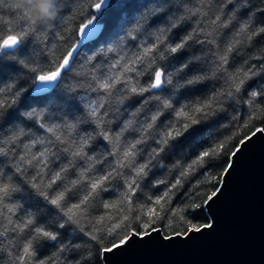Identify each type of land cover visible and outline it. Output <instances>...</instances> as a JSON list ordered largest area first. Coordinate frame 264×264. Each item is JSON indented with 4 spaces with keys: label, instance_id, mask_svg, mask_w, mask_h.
<instances>
[{
    "label": "trees",
    "instance_id": "1",
    "mask_svg": "<svg viewBox=\"0 0 264 264\" xmlns=\"http://www.w3.org/2000/svg\"><path fill=\"white\" fill-rule=\"evenodd\" d=\"M91 2L92 0H55V16L37 21L31 32L34 51L29 61V68L20 71L5 69L0 73V100L6 103V108L0 109V113L18 110L17 118L11 122L0 118V161H3L0 164V180L17 184L23 189L0 203V231L6 226L11 229L15 225L22 224L29 216L34 221L23 231L19 229L15 233L9 231L5 236L0 237V264H11L16 252L22 249L23 244L31 237V230L34 227H43L59 233L57 241H48L44 244L34 242L33 246L37 249L34 262L47 259L48 264H93L97 249L101 245L90 241L89 237L80 231L79 226L60 229L62 214H57L56 210L50 214L49 209L52 206L47 204L40 192L54 197L66 187L71 188V192L66 194L64 203L68 207L78 203L86 194L84 182L73 187L71 181L77 179L82 171L89 168V165L91 170L85 172L86 179L110 171L116 162V157L109 155L114 142L102 141V137L97 133L103 130L110 137H115L120 133L124 123L132 120L134 122L129 130L120 137V145L123 146L138 138V128L146 116L150 117L158 108L163 107L160 101L152 98L153 93H145L143 97L125 93L130 98L125 100L123 105H118L115 102V97L119 94L116 90H113L111 96L103 91L91 90L95 87L93 76L102 78L109 72L115 74L122 71L123 64L138 55L144 47L156 42L160 29H165L166 39L164 44L152 54L155 63L148 67L146 60L143 64L137 65V70L143 72V75L137 76L134 72L127 75L132 77L134 82L138 81L140 85L147 86L152 69L165 68L172 83L166 85L167 91L154 90V94L170 100L173 108L163 109L161 117L163 123L158 120L154 128L146 134V142L138 146L144 149V152L137 157V160L143 162L148 158L147 153L157 147L155 141L168 125L183 132V125L190 124L192 118L200 122L195 125L198 129L195 135L184 134L165 146V152L157 158L159 163L153 168L155 174H150L151 182L143 186L137 197L133 198L135 204L150 203L147 199L149 196L162 195L166 187H170L177 178H181L182 183L170 193L171 204L166 202V198L161 202L165 205L164 210L156 206L157 212L162 217L168 218L157 221L154 227L161 228L164 235H171L173 231L181 230L178 225L179 216L186 213L177 212V215L173 216L169 209H181L186 203L193 202V199L194 202L202 204L206 194L219 185L218 178L225 164L208 167L207 171L197 168L196 171H190L186 177H180L181 171L186 169L200 152L217 146L238 129L239 135L232 141V145L238 143L239 139L254 131L256 127L264 126V117H262L253 119L250 127L244 128V123L257 109H249L244 103L249 96L243 91L235 93L233 89L231 98L226 95L230 90V82H226L229 73H234L237 69L247 71L253 65L257 66L256 71L264 72V68L259 67L264 64V33L253 36L250 41L246 35H237L244 24L249 25V32H256L259 27L264 26V0H109V5L112 7L101 16L100 34L94 42L87 44V48L81 49V55L77 57L79 62L74 65L73 71L64 76L60 87L55 91L34 94L30 68L38 66L47 68L78 39L71 35L69 29L77 27L84 16L89 15ZM13 3L14 0L0 2V36L9 34L8 28L15 26L19 16L22 15V10L10 7ZM196 9L200 11L192 15L191 13ZM217 15L220 16V21L217 25H213L211 21ZM225 21L226 27L218 26ZM173 23H178V26L172 28ZM190 34L193 38L187 42L183 50L176 54L165 51L166 47L179 43ZM235 41L240 43L236 44L233 52L228 54V64L221 65L219 57L223 56L228 46ZM160 53H163V56ZM88 55L94 56L91 62L86 60ZM44 56L48 59L45 60ZM117 60H120V64L112 68ZM185 65L187 67H184ZM198 76L202 77L199 82L187 84L188 80ZM258 84L264 85V78L258 76L248 81L245 88L250 92ZM123 87V84L117 85V88ZM19 88H23L24 92L16 97L14 94ZM69 89H72L73 94L76 95L75 106L71 109L64 103V98L70 94ZM221 92L225 95L217 96V102L213 104L211 114L207 118L195 112L196 107L208 103L214 94ZM101 99L104 100V104L98 115L102 117L104 123L98 125L95 118L89 115V102ZM259 108L264 109V98L260 100ZM181 110L187 113V116H177V112ZM28 113L33 115L28 116ZM257 114L259 115L258 111ZM41 124L43 127H40ZM69 124L75 127L70 130ZM49 127L55 129V134L46 131ZM56 135H60L65 143L58 142ZM85 136L91 139L84 147L83 154L73 156L72 152ZM33 140L44 143H37L33 147ZM45 147L56 152L55 156L49 155L47 168L41 171L40 168L24 165L22 172L15 171L21 156L28 153L30 158L32 154L42 151ZM64 148H68L69 151H63ZM88 157L92 159L89 160ZM215 159L219 157L206 158L207 161ZM161 165H163L162 169ZM61 168H67L68 171L62 173V179L51 188L46 187L51 176ZM121 171L128 172V169ZM212 177H217V180H212ZM156 180H164L166 184L153 187ZM123 182V178L112 180L105 185L109 188V193L101 192L90 199L84 218L81 220V226L85 231L92 230L95 218L101 214L107 213L115 219L128 215L127 205L117 204L107 210L103 208L106 200L120 199ZM32 183H36L39 190L32 189L30 187ZM185 193L188 195H184ZM8 208H12L13 212L9 213ZM137 214L139 212L133 213V216ZM188 218L191 219L190 216ZM9 219L12 220V225L8 224ZM169 220L172 221L171 228L166 227ZM196 222H209L205 207L201 218ZM104 223H109L107 216ZM134 226L138 227V225ZM118 238L117 235L109 237V240ZM61 247L63 251H60Z\"/></svg>",
    "mask_w": 264,
    "mask_h": 264
},
{
    "label": "snow or ice",
    "instance_id": "2",
    "mask_svg": "<svg viewBox=\"0 0 264 264\" xmlns=\"http://www.w3.org/2000/svg\"><path fill=\"white\" fill-rule=\"evenodd\" d=\"M2 2V0H0ZM11 8L20 10V6L17 4H11ZM111 5H109V0H92L89 8V15L84 16V18L79 22L78 26L74 29H69L71 35L78 37V39L71 43L60 55L58 59L54 62H51L47 68L43 66L32 67L30 71L32 76L30 77L32 84L34 85L32 91L36 94L49 93L53 92L60 87V83L63 80L64 76L73 71V67L79 61L77 57L81 55V49L87 48L89 42H94L98 37V34L101 32V16L105 11H107ZM200 11L196 9L191 14L195 15L196 12ZM56 13V9H52L50 5V0H31V7L27 12H22V15L18 18V23L15 26H10L8 28V33L5 36H0V73L5 69H10L12 71H20L23 68H29V61L31 60L34 46L31 39V32L34 30V26L37 21L45 19L50 14ZM206 15L207 13H201ZM183 19V17H181ZM220 21V16L217 15L215 19L211 21L213 25H217V22ZM178 23H173L172 28H176ZM218 26H227V22H222ZM249 25L244 24L241 26L240 31L237 35H246L249 41L253 36L264 33V26L259 27L256 32H249ZM165 29H160L159 34L156 36V42L151 44V46L144 47L143 50L138 54L128 60L127 63L122 65V71L118 73L104 74L102 78L93 76V81L95 87L92 88V91H103L107 95L111 96L113 90H116L119 93L115 97V102L118 105H123L125 100H128L130 97L125 93H130L132 96H141L145 93H153L154 99L160 101L162 108H158L157 111L152 114L150 117L145 118V120L140 124L138 128L139 136L134 141L129 142L123 146L120 145V137L124 132L128 131L134 121L129 120L124 123L123 128L120 133H117L115 137H110L107 132L101 130L97 135L102 137V141L114 142V147L109 155L116 157L115 165L111 168L110 171L105 172L104 174L88 177L86 179L85 172L91 170V165L88 169L82 171L77 179L71 181V185L74 187L78 184L84 182V187L86 194L82 196L78 203H73L70 207L66 206L65 197L66 194L71 192V188H65L63 191L58 192L54 197H51L44 192H40V195L44 198L47 204L51 205L52 208L49 209L51 214L53 210H56L57 214L61 215L62 222L59 223L60 229H65L73 225L79 226L80 231L87 237L90 241H95L97 244L101 245L97 249L95 260L93 264H103L104 261H107L108 254L114 253L121 248L135 246L138 244H145L151 242L153 234L159 235L162 231L161 228L154 227L153 225L157 221L162 219H167V216H161L157 212L156 206H160L161 210H164L165 205L162 204V201H165L167 198V203L171 204V196L173 189H176L178 185L182 183L181 178H177L175 183H172L170 187H166L164 193L160 196H149L147 199L150 203L143 205L135 204L133 198L137 197L138 193L143 186H146L150 181V174L154 175L153 168L156 167V164L159 163L158 157L165 152V146L169 145L170 141H176L182 135H195L198 129L195 128L200 121L198 119L192 118L191 123L183 125V132L178 128H175L171 125H168L165 131H162L159 134V138L155 141L157 147H154L147 153V159H144L143 162H139L137 157L140 156L144 149L139 148L138 146L146 142V134L150 132L156 125L158 120L163 123L161 119L163 115V109L173 108V104L168 99H162L159 95L154 94V90L167 91L166 85L172 83L171 78L169 77L167 70L165 68H153L149 74V82L147 86L140 85L139 82H134L133 78L128 76L127 73L134 72L137 76L143 75V72L137 70V65L143 64L148 60V67H151L155 63V58L152 56L153 52L165 42ZM193 37L192 35L185 36L179 43L170 45L165 48V51L172 54H176L185 48V45ZM63 39V37H61ZM240 43V41H235L233 44H230L227 48V52L219 57L221 65L228 64V54L232 53L235 45ZM112 51V49H109ZM163 56V53H160ZM151 58V59H149ZM44 59L47 60V56H44ZM94 59L93 55H88L86 60L91 62ZM124 59V57H121ZM120 64V60H117L115 64L112 65V68H115ZM184 67H187L185 65ZM264 68V64L259 66ZM256 65L248 68L247 71H242L237 69L234 73H229L226 77V82H230L229 89L226 93L228 98L233 96V89L235 93H241L242 91L249 96V99L245 100L244 103L249 107V109L256 108L259 112L253 111L252 115L249 116L248 121L243 125L244 128L250 127L251 121L253 119H261L264 117V109L259 108V103L262 98H264V85H257L250 92L247 91L245 85L250 80H254L256 77L264 78V72H258L255 69ZM147 71V68L145 69ZM202 77H196L192 80H188L187 84H194L199 82ZM123 84V88H117V85ZM80 87V85H77ZM91 87V85H90ZM24 92L23 88L17 89L14 94L16 97H19ZM70 93L66 98H64V103L71 109L75 106L76 95L73 94V90L69 89ZM225 93H216L206 104L200 105L195 108L196 113H201L204 118H207L211 114L212 106L217 102V96H223ZM83 99V97L81 98ZM147 103V101H144ZM178 102V101H177ZM90 110L89 115L97 121V124L104 123L101 116L98 115L99 110L103 107L104 100L100 101H90ZM98 105V106H93ZM6 103L3 100H0V109H5ZM119 111V109H117ZM15 114V115H13ZM18 110L10 111L6 113H0V118L4 119L6 122H11L17 118ZM28 116H32L33 113H28ZM107 115V113H105ZM135 115V113H133ZM177 116H187L183 110L177 112ZM119 126V125H117ZM40 127H43L41 124ZM75 126L72 124L68 125V128L71 130ZM47 132L55 134V129L49 127L46 129ZM134 131H136L134 129ZM240 130L233 133L232 136L228 137L225 141L220 142L217 146H214L212 149L207 151H202L199 155L187 166L186 169L181 171L180 177H186L190 171H196L197 168H203L204 171H207L208 167L219 166L220 164H225L222 169V172L219 175L218 181L220 184H226V176H228L231 170L235 167L236 158L251 144L253 139L257 135L264 136V126L256 127L254 131H251L249 134L243 136L239 139L238 143L232 145V141L236 139L239 135ZM91 137H82L81 142L75 151L72 152L73 156H81L83 154L84 147L88 144ZM56 140L61 144L65 143L64 139L60 135H56ZM37 143L43 144L44 141H32V146L34 147ZM230 145H232L230 147ZM122 147V151H121ZM63 151H69L68 148H64ZM49 155L55 156L56 152L52 151L51 148L45 147L42 151L32 154L30 158L28 153H25L24 156L20 157V161L15 167V171L20 173L23 171L24 165L34 166L40 168L43 171L44 168L48 167V157ZM219 157V159L207 161L206 158L209 157ZM89 160L92 157H88ZM154 161L156 163H154ZM3 161H0L2 164ZM163 165H161V169ZM122 169H128V172L121 171ZM11 170V168H9ZM67 168H61L60 171L55 172L51 179L49 180L46 187L51 188L52 185L56 184L57 181L62 179V173L67 172ZM123 178V191L121 192L120 199L116 201H105L103 203L104 209L114 208L117 204L127 205L128 215H123L119 219H115L111 216H108L107 213L101 214L95 218V224L92 227L91 231H85L81 226V220L84 218V213L87 210V205L90 199L97 196L99 193H109V188L105 185L112 180H119ZM212 180H217V177H212ZM161 184H166L164 180H156L153 183V187H156ZM32 189L39 190L36 183L30 185ZM23 191L21 187L13 183H5L3 180H0V203L5 199L11 198L14 193ZM222 193L221 187L217 186L213 191L206 194V199H203L202 204L194 202L186 203L181 209H169L171 215H177V212L186 213V215H180L178 225L181 230L173 231L171 235H163L160 237L159 241L172 242L177 238H185L186 240L194 239L195 234H203L205 230L212 229L214 224L212 222L197 223L196 221L201 218L204 207H210L211 203L215 202V199L219 198V195ZM184 195H188L185 193ZM9 213L13 212L12 208H8ZM139 212V214L134 215L133 213ZM108 218L109 223L105 224V218ZM191 217L189 219L188 217ZM12 220H8V224L12 225ZM34 223L31 216H29L22 224L15 225L11 229L9 227H4L3 231H0V237L5 236L9 231L15 233L17 229L23 231L25 228H28ZM134 225H138L134 226ZM166 227H172V221L169 220V223ZM126 229V230H125ZM31 237L23 244L22 249H19L13 257L11 264H48L47 259H40L38 261H33V258L37 255V249L33 246L34 242L37 244H44L48 241H57L59 233L55 231H49L43 227H34L32 230ZM107 235H103V233ZM119 236L118 239L109 240V237ZM148 238V239H146ZM165 243V244H168ZM106 245V246H105ZM61 247L60 251H63Z\"/></svg>",
    "mask_w": 264,
    "mask_h": 264
},
{
    "label": "water",
    "instance_id": "3",
    "mask_svg": "<svg viewBox=\"0 0 264 264\" xmlns=\"http://www.w3.org/2000/svg\"><path fill=\"white\" fill-rule=\"evenodd\" d=\"M219 187V198L205 207L212 229L168 244L159 241L162 232L153 234L151 242L109 253L103 264H264V136L236 158Z\"/></svg>",
    "mask_w": 264,
    "mask_h": 264
},
{
    "label": "clouds",
    "instance_id": "4",
    "mask_svg": "<svg viewBox=\"0 0 264 264\" xmlns=\"http://www.w3.org/2000/svg\"><path fill=\"white\" fill-rule=\"evenodd\" d=\"M14 4L19 5L20 10H22V12H27L28 9L31 7V0H14ZM50 5H51V8L54 10L55 9V0H50ZM54 16H55L54 14H50L45 19H51ZM45 19H41L40 21L45 20Z\"/></svg>",
    "mask_w": 264,
    "mask_h": 264
}]
</instances>
